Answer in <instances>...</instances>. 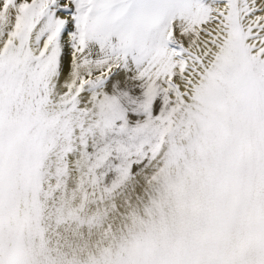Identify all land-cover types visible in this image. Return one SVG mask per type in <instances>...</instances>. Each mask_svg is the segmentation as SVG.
Returning <instances> with one entry per match:
<instances>
[{
  "label": "snow or ice",
  "instance_id": "obj_1",
  "mask_svg": "<svg viewBox=\"0 0 264 264\" xmlns=\"http://www.w3.org/2000/svg\"><path fill=\"white\" fill-rule=\"evenodd\" d=\"M0 264H264V0H0Z\"/></svg>",
  "mask_w": 264,
  "mask_h": 264
}]
</instances>
